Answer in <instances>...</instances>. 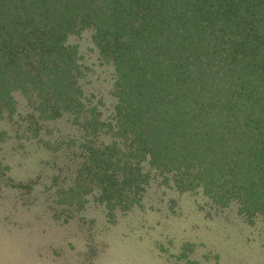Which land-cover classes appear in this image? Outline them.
<instances>
[{"label": "trees", "instance_id": "trees-1", "mask_svg": "<svg viewBox=\"0 0 264 264\" xmlns=\"http://www.w3.org/2000/svg\"><path fill=\"white\" fill-rule=\"evenodd\" d=\"M83 31L115 70L106 117L68 42ZM17 92L67 223L91 198L112 224L153 210L151 190L264 220V0H0L1 114Z\"/></svg>", "mask_w": 264, "mask_h": 264}, {"label": "rangeland", "instance_id": "rangeland-1", "mask_svg": "<svg viewBox=\"0 0 264 264\" xmlns=\"http://www.w3.org/2000/svg\"><path fill=\"white\" fill-rule=\"evenodd\" d=\"M68 42L78 47L84 94L101 100L100 111L109 116L114 67L99 55L91 31ZM14 100L13 114L0 113L6 135L0 148V264H264V220L250 223L236 207H213L200 194L163 197L151 190L145 202L153 210L138 209L115 224L91 198L67 223L70 215L50 208L45 190L53 172L38 140L47 128L34 137L26 130L32 112L27 97L17 92ZM48 129L54 137L74 133L61 121ZM34 180L28 192L23 185Z\"/></svg>", "mask_w": 264, "mask_h": 264}]
</instances>
